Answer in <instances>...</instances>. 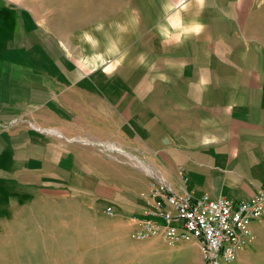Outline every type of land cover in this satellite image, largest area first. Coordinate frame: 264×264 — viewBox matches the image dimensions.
I'll return each mask as SVG.
<instances>
[{"label": "crops", "instance_id": "crops-1", "mask_svg": "<svg viewBox=\"0 0 264 264\" xmlns=\"http://www.w3.org/2000/svg\"><path fill=\"white\" fill-rule=\"evenodd\" d=\"M165 4L161 17L145 29L146 62L144 69L137 65L131 85L128 123L122 121L121 105L108 115L103 101L96 110L89 103L75 106L67 96L73 88L59 79L62 73L71 80L73 65H59L40 46L29 53L16 33L23 29L18 21L12 38L0 31V199L9 197L10 185L24 184L21 175L41 174L43 153L50 152L56 168L57 142L44 129L65 122L67 132L77 118L82 123L77 128L86 132L93 114L105 129L108 116L115 137L136 136L150 167L148 180L135 179V187L143 188L127 214V239L162 246L166 257L170 253L180 264H203L196 237L137 240L130 215L139 211L138 193L152 178L178 193L234 200L251 197L264 183V0ZM15 7L0 2V13L18 16ZM195 25L202 26L199 34L191 32ZM120 53L114 58L121 63ZM249 226L253 237L239 247L235 260L221 264H264V210Z\"/></svg>", "mask_w": 264, "mask_h": 264}, {"label": "rangeland", "instance_id": "rangeland-1", "mask_svg": "<svg viewBox=\"0 0 264 264\" xmlns=\"http://www.w3.org/2000/svg\"><path fill=\"white\" fill-rule=\"evenodd\" d=\"M0 2L20 12L0 13V31L12 38L18 21L23 31L16 33L29 53L40 46L59 65H73V78L59 73V79L73 88L67 96L75 106L89 103L96 110L103 101L108 115L121 105L128 123L131 85L137 65L144 69L146 62L145 29L161 17L165 0ZM120 49L121 63L114 58ZM81 124L75 118L67 132L65 122L42 129L57 142L56 168L50 152L43 153L41 174L21 175L24 184L10 185L9 197L0 199V264H166L164 247L131 243L126 235L127 214L143 188L135 179L148 180L150 169L136 136L115 137L108 116L105 129L94 114L89 131L77 128ZM167 259L181 263L170 253Z\"/></svg>", "mask_w": 264, "mask_h": 264}, {"label": "built area", "instance_id": "built-area-1", "mask_svg": "<svg viewBox=\"0 0 264 264\" xmlns=\"http://www.w3.org/2000/svg\"><path fill=\"white\" fill-rule=\"evenodd\" d=\"M138 198L140 209L130 215L135 239L172 243L192 235L200 242L203 264H221L235 260L239 247L253 237L249 223L264 210V183L251 197L234 200L178 193L152 178ZM107 212L112 213L111 207Z\"/></svg>", "mask_w": 264, "mask_h": 264}, {"label": "clouds", "instance_id": "clouds-1", "mask_svg": "<svg viewBox=\"0 0 264 264\" xmlns=\"http://www.w3.org/2000/svg\"><path fill=\"white\" fill-rule=\"evenodd\" d=\"M198 3H200L201 5H203V0H197ZM202 26L201 25H195L192 29L191 32L195 33V34H199V32L201 31Z\"/></svg>", "mask_w": 264, "mask_h": 264}]
</instances>
